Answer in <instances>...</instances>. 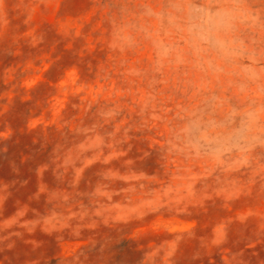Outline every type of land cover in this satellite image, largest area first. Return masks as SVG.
Returning <instances> with one entry per match:
<instances>
[{"label": "rangeland", "instance_id": "374dc122", "mask_svg": "<svg viewBox=\"0 0 264 264\" xmlns=\"http://www.w3.org/2000/svg\"><path fill=\"white\" fill-rule=\"evenodd\" d=\"M0 264H264V0H0Z\"/></svg>", "mask_w": 264, "mask_h": 264}]
</instances>
